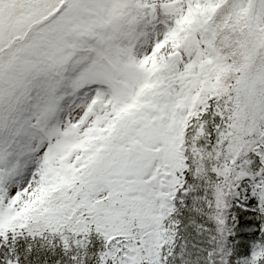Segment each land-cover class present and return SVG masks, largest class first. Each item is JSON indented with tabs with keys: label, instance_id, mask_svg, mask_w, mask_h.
Returning a JSON list of instances; mask_svg holds the SVG:
<instances>
[{
	"label": "snow or ice",
	"instance_id": "obj_1",
	"mask_svg": "<svg viewBox=\"0 0 264 264\" xmlns=\"http://www.w3.org/2000/svg\"><path fill=\"white\" fill-rule=\"evenodd\" d=\"M0 264H264V0H0Z\"/></svg>",
	"mask_w": 264,
	"mask_h": 264
}]
</instances>
